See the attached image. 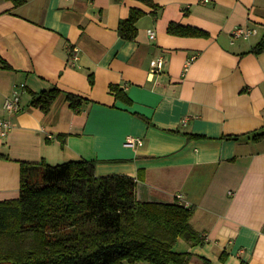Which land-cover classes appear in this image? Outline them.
<instances>
[{
	"label": "crops",
	"instance_id": "1",
	"mask_svg": "<svg viewBox=\"0 0 264 264\" xmlns=\"http://www.w3.org/2000/svg\"><path fill=\"white\" fill-rule=\"evenodd\" d=\"M152 2L155 12L142 0H0V56L11 67L0 68V118L15 89L22 106L0 136V200L18 196L21 162L92 160L97 175H140L141 200L193 208L205 240H178L186 264H264V137L247 135L264 126V49L249 52L264 35V0ZM131 7L144 14L128 40L117 26ZM170 21L209 36L169 34ZM235 26L256 32L233 38ZM52 87L61 93L47 112L30 104ZM67 92L88 102L72 109ZM127 135L142 144L125 145Z\"/></svg>",
	"mask_w": 264,
	"mask_h": 264
},
{
	"label": "trees",
	"instance_id": "2",
	"mask_svg": "<svg viewBox=\"0 0 264 264\" xmlns=\"http://www.w3.org/2000/svg\"><path fill=\"white\" fill-rule=\"evenodd\" d=\"M11 1L20 5L24 0ZM142 1L154 12L159 7L152 0ZM143 14L131 7L128 16L118 22V35L133 40ZM166 32L209 36L202 28L174 21L167 24ZM263 49L264 35L249 52ZM0 68H11L1 56ZM108 91L131 102L116 84H110ZM60 93L57 87L32 92L30 104L47 112ZM65 98L75 110L88 102L70 92ZM250 134L253 141L262 139L264 126ZM138 179L140 175H97L94 161L86 159L36 165L21 162L18 196L0 200V264H186L191 253L176 250L178 240L191 245L205 240L191 226L193 208L178 202L139 199ZM226 256L223 251L219 258ZM205 263L210 261L205 259Z\"/></svg>",
	"mask_w": 264,
	"mask_h": 264
},
{
	"label": "built area",
	"instance_id": "3",
	"mask_svg": "<svg viewBox=\"0 0 264 264\" xmlns=\"http://www.w3.org/2000/svg\"><path fill=\"white\" fill-rule=\"evenodd\" d=\"M256 32L255 28H248L243 26H235L231 30V37H248L251 34ZM149 39L155 38V30L150 28L147 30ZM77 49L73 50V60L77 59ZM194 58V56H193ZM151 66L153 71H160L163 66V60L156 59L151 61ZM22 109L20 103V93L18 89H15L13 93L7 96L3 102V110L7 113V117L0 118V136H5L13 127L14 122L12 117L15 116ZM124 144L129 146H136L142 144V139L132 135H127L124 139ZM181 195L177 194V198H180ZM185 206H188L187 203H184Z\"/></svg>",
	"mask_w": 264,
	"mask_h": 264
},
{
	"label": "rangeland",
	"instance_id": "4",
	"mask_svg": "<svg viewBox=\"0 0 264 264\" xmlns=\"http://www.w3.org/2000/svg\"><path fill=\"white\" fill-rule=\"evenodd\" d=\"M179 241H182V240H179ZM179 243H180V242H178V243L176 244V246H175L176 250H179Z\"/></svg>",
	"mask_w": 264,
	"mask_h": 264
}]
</instances>
